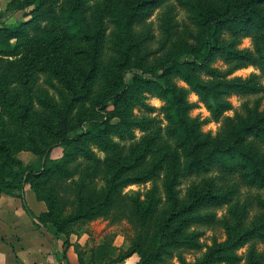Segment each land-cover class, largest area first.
Returning a JSON list of instances; mask_svg holds the SVG:
<instances>
[{
    "label": "trees",
    "instance_id": "obj_1",
    "mask_svg": "<svg viewBox=\"0 0 264 264\" xmlns=\"http://www.w3.org/2000/svg\"><path fill=\"white\" fill-rule=\"evenodd\" d=\"M33 1L37 4L29 22L15 29H0V56L6 58L7 62L19 59L27 49V42L32 41L31 36H37L45 26L52 25L59 36L76 43L77 58L62 62L59 78L77 104H92L95 117L84 116L80 132H69L64 127L67 117L74 112L71 103L66 111L63 108L51 110L53 118L45 117L44 110L40 118L42 122L39 120V123L46 127L56 142L43 149L22 135V123L28 118V109L23 107L15 111L5 108L13 131L4 133L0 129V165L10 171L14 187L23 190L26 183L31 182L37 199L45 201L48 207V212L39 217L26 207L27 212L38 224L45 217H53L54 213L62 216L70 207L72 216L54 223L56 234L63 232L64 223L90 220L97 216L111 220L117 219L119 215L132 218L135 234L130 248L121 252L120 258H112L109 262L95 258L91 264H117L135 254L140 256L137 264H161L165 257L173 256V249L200 248L198 238L201 233L185 232L187 223L202 218L195 214L200 205H225L230 203L231 198L210 186L203 195L194 193L181 201L175 191L177 179L183 173H207L214 165H219L228 173L238 174L248 186L264 188V156L243 146L246 135H251L264 145V116L256 112L252 118L238 116L236 121L228 118L230 138L212 140L203 136L200 133L201 124L187 115L192 108L187 101L188 92L171 83L170 76L176 75L185 81L215 119L232 109L231 103L225 98L229 93L264 92V86L251 84L250 81L206 82L198 73L202 69L209 70L215 57H220L236 68L256 66L264 77V0H235L234 5L229 0H176L178 6L188 13V19L200 30L196 38L197 46L177 54L173 50L166 58L161 57L164 60L159 69L147 64L152 54L145 43L136 37L134 29L148 19L155 9L168 3L163 17V30L167 42L174 41L179 30L178 23L174 21L177 6L169 4V0H120V8L110 16V21L116 27L111 49H106L108 27L102 11L94 16L92 25L91 20L85 21L86 16H90L87 3L94 0H70L68 6L60 9L47 7L49 0ZM222 32L236 37L251 36L253 50H237V42L221 38L219 34ZM10 33L16 34L14 43L10 40ZM109 50L112 52L107 58ZM133 67L138 68L141 74L135 73L128 80L127 73ZM214 73L220 76L219 72ZM1 94L5 98L4 91ZM149 96L165 101L160 109L168 122L164 130L161 127L154 128L156 119L146 115L139 121L130 119L135 107L148 115L158 111L147 103ZM111 101L121 105L115 112L108 110ZM114 118L119 121L113 122ZM134 126L144 132L151 130V139L156 137L158 131H164L185 157L182 166L175 159L166 169L163 186L171 201L172 209L169 211L159 213L156 192L150 193L144 202L130 195L123 196L125 187L157 178L155 170L167 165L153 160L152 170L139 171L147 162V153L131 158L132 152H126L119 144H115L114 138L124 140L131 136ZM90 144L109 154L104 163L95 159V154L89 150ZM61 145L66 148L65 156L52 161L51 152ZM16 146L18 151H30L38 155V167L26 166L17 157ZM148 147L149 142L144 149ZM80 157L87 163L93 162L91 165L78 162ZM106 165L107 185L99 191L93 183L101 167ZM40 187L49 188L46 197ZM123 199L131 200V204L119 206ZM244 215H239L240 221ZM42 227L47 228V225L43 224ZM249 233L264 238L259 228ZM236 244L232 238L224 244H216L195 264H236L240 261L239 256L232 252ZM179 260L181 264H189L181 254ZM81 264L85 262L81 260Z\"/></svg>",
    "mask_w": 264,
    "mask_h": 264
},
{
    "label": "rangeland",
    "instance_id": "obj_2",
    "mask_svg": "<svg viewBox=\"0 0 264 264\" xmlns=\"http://www.w3.org/2000/svg\"><path fill=\"white\" fill-rule=\"evenodd\" d=\"M229 1L233 5L235 4V0ZM168 2L177 6L175 11L177 16L174 21L178 23L179 30L174 41L167 42L163 30V17L167 12L166 6L168 3L155 9L148 19L138 24L134 29L136 37L145 43L152 54L147 64L157 66L158 69L164 58H166L165 56L171 51L174 50V53L177 54L196 47V38L200 33V30L188 19L186 10L178 6L176 0H169ZM69 3L70 0H49L46 5L47 7L60 9L68 6ZM36 4L37 2L33 0H0V29H15L21 24L29 22L35 12ZM87 5L89 6L90 16L87 15L85 21L91 20V25L94 16L102 11L103 19L108 27L106 49H111L116 27L110 21V16L113 11L120 8L121 1L94 0L88 2ZM15 35L12 33L9 35L13 43L15 42ZM219 35L221 38L227 39L228 42H237V50H253L254 48V41L251 36L236 37L225 32ZM31 38H33L32 41L27 42V49L24 50L23 56L19 59L7 62L6 58L0 56V129L4 133L13 131L5 108L6 110L12 108L19 111L25 107L28 109L29 114L26 122L22 123V135L26 140L29 139L30 142L36 143L44 149L56 142L46 127H42L39 123V120L42 122L40 118L44 110L45 117L53 118L54 115L51 110L63 108L66 111L71 103L70 106H74V112L67 117L68 121L64 127L69 132H80L84 116L94 118L95 111L90 102L77 104L63 84L62 79L59 78V68L62 62L68 58H77L76 47H74L76 46L75 41L59 36L58 31L52 25L45 26L41 33L35 37L31 36ZM146 47H144L145 50ZM111 52V50L108 51L107 58L110 57ZM214 71L219 72L220 76H217ZM159 72L161 73V71ZM135 73L141 74V71L133 67L127 73V79L132 78ZM198 73L200 78L206 82L239 79L245 82L250 81L251 84H257L258 86H264V77L258 67L236 68L234 64L228 63L220 57H215L209 65V70L202 69ZM170 82L188 92L187 101L192 105V108L189 109L187 115L190 119L201 124L200 133L205 137L212 138V140H227L230 138L228 118L233 121H236L238 116L244 119L252 118L255 117L256 112L264 116V92L254 94L229 93L225 98L231 103L232 109L225 112L219 119H215L206 104L200 100L197 94L191 91L185 81L173 75L170 76ZM1 91H4L5 98H3ZM147 103L155 106L158 111L148 115L135 107L130 119L139 121L146 115L149 118L156 119L154 128L166 129L168 122L163 111L160 110L165 105V101L149 96ZM119 106H121L119 103L111 101L108 110L115 112ZM118 121V118L113 119L115 123ZM151 132V130L144 132L139 127L134 126L131 136L124 140L114 138V142L123 147L126 152H132L133 156L131 158L147 153V162L138 169L139 171L152 170L151 163L153 160L167 164L161 170H155L157 178L155 177L149 182L129 185L123 191V196L130 195V197L139 198L143 202L147 201L150 193L156 192L159 213H161L172 209L171 201H169L163 186L166 169L169 163L174 162L175 159H178L182 166L185 163V157L182 151L176 148L175 141L169 138L164 131H158L153 139H151ZM246 136V140L243 142L244 148L251 149L264 156V145L251 135ZM148 142L149 149L145 150L144 148ZM15 150L17 157L26 166H37L40 163L38 155L30 151H18V146L15 147ZM89 150L95 154V159L102 161V163L109 157L107 152L95 145L90 144ZM166 150L167 152H165ZM65 154L66 148L63 145L56 146L51 152L50 159L52 161L61 160ZM78 162L90 163L91 165L93 161L87 163L83 157H80ZM105 178H107V165L101 167V172L93 183L99 191L107 185ZM176 183L175 191H177V197L181 201H185L194 193L203 195L210 186L221 194H227L231 201L225 205H200L195 214L202 218L188 222L185 232L201 233L198 238L201 247L197 249L189 247L173 249V256L165 257L161 264H181L180 254L189 264H195L202 260L216 244H224L231 238L237 242V247L235 248L236 245H234L232 251L240 258V261L236 264H264V238L256 233H249L257 228L264 233V188L248 186L238 174L228 173L219 165H214L207 173H183ZM0 184L1 196H11L24 200V208H29L34 216L39 217L48 212L46 202L37 199L36 193L31 187V182L26 183L23 190L14 187L15 182L10 171L3 169L1 165ZM26 188L38 202L44 204V211H41L36 203H33L34 208H31L29 200H26L23 195ZM40 188L43 196L46 197L49 188ZM89 189H91V185ZM102 197L103 194H101ZM129 204H131V200L123 199L118 205ZM66 210L62 216H57L54 213L53 217H45L41 220L42 223L40 221V223L35 224L43 229L42 239L49 237V253L46 252L45 254L51 260V264H81V260L85 264H91L95 258L103 262H109L112 258H120L121 252H126L130 248L135 234L132 218L119 215L117 219L111 220L97 216L90 220L64 223L63 232L56 234L54 223L64 219L67 220L68 217L72 216V209L68 207ZM26 213L28 216L30 215L27 209ZM242 214L245 215L240 221L239 215ZM43 224H46L47 228L42 227ZM139 261L140 256L135 254L117 264H137Z\"/></svg>",
    "mask_w": 264,
    "mask_h": 264
},
{
    "label": "crops",
    "instance_id": "obj_3",
    "mask_svg": "<svg viewBox=\"0 0 264 264\" xmlns=\"http://www.w3.org/2000/svg\"><path fill=\"white\" fill-rule=\"evenodd\" d=\"M23 195L31 208L36 203L41 211L45 210L44 204L28 188ZM23 201L11 196L0 197V264H51L45 254L49 253V237L44 238L45 243L41 238L43 229L27 215Z\"/></svg>",
    "mask_w": 264,
    "mask_h": 264
}]
</instances>
